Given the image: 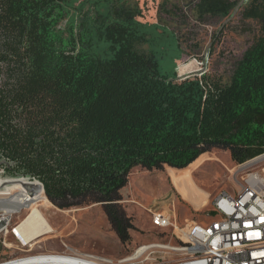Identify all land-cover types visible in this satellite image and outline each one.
<instances>
[{"label":"trees","instance_id":"trees-1","mask_svg":"<svg viewBox=\"0 0 264 264\" xmlns=\"http://www.w3.org/2000/svg\"><path fill=\"white\" fill-rule=\"evenodd\" d=\"M238 3L198 0L196 12L223 20ZM140 14L130 0H0V169L40 182L59 210L100 205L122 245L135 230L121 194L133 169H187L213 150L235 165L264 154V0L241 7L259 34L224 84L176 80L179 58L162 74L166 32ZM63 19L68 38L54 40Z\"/></svg>","mask_w":264,"mask_h":264},{"label":"rangeland","instance_id":"rangeland-1","mask_svg":"<svg viewBox=\"0 0 264 264\" xmlns=\"http://www.w3.org/2000/svg\"><path fill=\"white\" fill-rule=\"evenodd\" d=\"M240 1V0H233ZM198 0H130L141 11L139 22L158 25L166 32V38L157 42L159 71L171 72L170 61L175 62L174 73L182 64L191 63L200 74L227 83L242 54L258 37L259 25L243 20L241 8L228 19L199 18L196 12ZM52 39L68 38L67 19L58 21L52 31ZM179 43L180 50L175 43ZM163 47L161 48V46ZM143 51L144 46H138ZM192 71V70H191ZM203 71H205L203 73ZM262 161L248 165H235L226 151L213 150L201 156L187 169L165 168L163 171L132 170L126 187L121 191L122 205L135 226L130 231V241L122 245L110 228L100 205H89L69 210H59L48 200H40L41 209L54 232L45 234L31 247H22L12 235L5 240L0 236V262L31 253L58 252L66 246L84 254H93L118 260L132 253L143 244H155L163 240L147 213L148 209L174 213L179 226L193 220L211 223L214 218L212 200L220 191L235 195L242 184V177L251 169H259ZM240 166V167H239ZM186 178V182L184 179ZM19 178H10L0 171V192L17 193V186L9 187ZM14 189V190H13ZM14 193V194H13ZM46 198V197H45ZM28 211L13 214L11 223H20ZM1 218V212H0ZM217 220V218H216ZM5 242V243H4Z\"/></svg>","mask_w":264,"mask_h":264},{"label":"built area","instance_id":"built-area-1","mask_svg":"<svg viewBox=\"0 0 264 264\" xmlns=\"http://www.w3.org/2000/svg\"><path fill=\"white\" fill-rule=\"evenodd\" d=\"M194 76L200 79L204 74L181 77ZM257 161H262L260 168L244 174L235 195L225 191L216 194L212 200L214 212L208 215L214 221L209 224L186 220L179 226L174 213L148 209L151 223L162 232L163 241L140 245L118 260L66 246L58 252L27 250L24 256L0 264H264V154L240 165L246 168ZM3 222L0 236L5 240L12 235L21 242L14 231L19 222ZM25 259L32 261L21 263Z\"/></svg>","mask_w":264,"mask_h":264},{"label":"bare ground","instance_id":"bare-ground-1","mask_svg":"<svg viewBox=\"0 0 264 264\" xmlns=\"http://www.w3.org/2000/svg\"><path fill=\"white\" fill-rule=\"evenodd\" d=\"M186 182V178L184 179ZM33 186L37 185L36 182L32 183ZM13 186V185H12ZM17 193L9 195L7 192H0V212L3 221H8L13 214L19 213L22 210L28 211L24 219L18 223L14 228L16 236L21 242H18L22 247H31L45 234L54 232L53 227L49 224L47 218L38 207L40 200L47 201L45 195L40 191L37 195L31 196L27 189L16 183ZM14 190V189H13ZM18 257L12 258L17 259ZM32 260L25 259L21 263H27Z\"/></svg>","mask_w":264,"mask_h":264},{"label":"water","instance_id":"water-1","mask_svg":"<svg viewBox=\"0 0 264 264\" xmlns=\"http://www.w3.org/2000/svg\"><path fill=\"white\" fill-rule=\"evenodd\" d=\"M245 1L246 0H240L239 3L234 8V10L232 11L231 15L228 18H230L231 16L235 15V13L244 5ZM184 78L185 77L176 76V80H181V79H184ZM33 182H36L37 185L33 186L32 185ZM16 183H21V185H23L27 189V191L29 192V194L32 197L37 195L40 191L43 192L42 184L40 182L36 181V180H30V179H27V178H19V179H15V180H13L11 182H5V184H10L9 187H11L13 184H16ZM3 226H4V222L2 220H0V229Z\"/></svg>","mask_w":264,"mask_h":264},{"label":"flooded vegetation","instance_id":"flooded-vegetation-1","mask_svg":"<svg viewBox=\"0 0 264 264\" xmlns=\"http://www.w3.org/2000/svg\"><path fill=\"white\" fill-rule=\"evenodd\" d=\"M0 171H3L2 169H0Z\"/></svg>","mask_w":264,"mask_h":264}]
</instances>
